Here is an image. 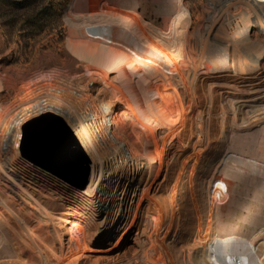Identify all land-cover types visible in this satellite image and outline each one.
Segmentation results:
<instances>
[{"label":"bare ground","instance_id":"1","mask_svg":"<svg viewBox=\"0 0 264 264\" xmlns=\"http://www.w3.org/2000/svg\"><path fill=\"white\" fill-rule=\"evenodd\" d=\"M161 4L160 23L135 0H80L66 14L93 81L151 78L147 95L172 109L165 131L140 110L54 84L27 87L0 116V264H264V46L253 40L264 0H210L197 15L182 0ZM50 114L89 155L86 185L20 149Z\"/></svg>","mask_w":264,"mask_h":264},{"label":"rangeland","instance_id":"2","mask_svg":"<svg viewBox=\"0 0 264 264\" xmlns=\"http://www.w3.org/2000/svg\"><path fill=\"white\" fill-rule=\"evenodd\" d=\"M209 1L182 0V7L197 15L206 8ZM71 2L72 0H0V69L5 83V89L0 94V116L15 104L27 87L35 90L37 85L54 84L65 89L73 87L87 103L96 106L107 98L114 99L112 101L117 103L115 105L118 109L130 106L140 110L149 117H155L159 129L165 131L173 119L172 109L169 102L153 100L147 95L151 78L134 77L116 71L108 76L107 89L93 81L98 78L97 70L82 61L74 47L75 39L67 22V17L70 16L66 13ZM155 9L151 6L150 11H147L148 16L160 23L161 15L155 13ZM80 14L72 19H80ZM202 23L200 19L198 27ZM253 40L264 46V35L259 32ZM262 67L264 69V58ZM101 70L109 73L107 67ZM84 77L87 82L79 86L78 82ZM113 88L115 96L111 92ZM106 93L112 98L106 96ZM61 118L71 134L62 125L53 128L60 145L56 150L57 154L52 149L38 145L34 139L28 142L26 136L20 149L33 164L51 171L68 184L79 185L74 180L84 182L90 174L89 155L80 147L67 120ZM14 147L16 150L17 146ZM97 257L87 264H109V259Z\"/></svg>","mask_w":264,"mask_h":264},{"label":"water","instance_id":"3","mask_svg":"<svg viewBox=\"0 0 264 264\" xmlns=\"http://www.w3.org/2000/svg\"><path fill=\"white\" fill-rule=\"evenodd\" d=\"M79 1L80 0H72L69 7L67 8V11L71 9L74 12L76 10L74 8ZM127 1L129 2L133 0H118V3L120 4V3L127 2ZM135 1L138 2V9L140 12L144 14V18L150 21L151 23H156V21L152 17L148 16L147 11H150V8L152 6V8H156L155 13L160 14L162 10V4H161L162 0H135ZM59 125H62L63 127H65L67 130V133L71 134V130L67 127L64 120L61 117H59L58 115L50 114V115H47L45 117H42L36 120L30 125V127L26 131V139L28 142L34 139L38 145L47 148V146H45V144H47V139L48 138L50 139L52 137L55 143L53 148L55 149H52V147L50 149H52L54 153H56V150L60 145H59V140L57 141L56 139L57 138L56 132L54 131L53 128ZM89 176L83 182L85 185L89 181Z\"/></svg>","mask_w":264,"mask_h":264}]
</instances>
